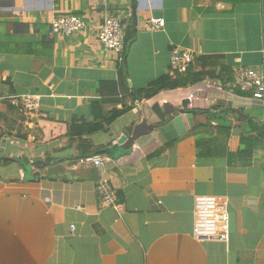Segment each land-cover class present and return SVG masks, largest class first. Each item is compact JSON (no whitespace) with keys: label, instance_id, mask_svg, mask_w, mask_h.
Listing matches in <instances>:
<instances>
[{"label":"crops","instance_id":"0c3cea01","mask_svg":"<svg viewBox=\"0 0 264 264\" xmlns=\"http://www.w3.org/2000/svg\"><path fill=\"white\" fill-rule=\"evenodd\" d=\"M59 15L86 31L53 35ZM108 15L125 32L136 23L124 65L97 40ZM150 18L165 26L150 31ZM177 47L216 58L207 70L259 68L264 0H0V264H264V107L206 81L144 101L120 87L121 65L130 92L143 90L170 72ZM193 92L216 110L185 107ZM25 95L41 98L31 117ZM95 104L130 111L71 136L74 120L95 122ZM101 182L119 207L101 205ZM211 195L228 200L227 243L193 236L195 198Z\"/></svg>","mask_w":264,"mask_h":264},{"label":"built area","instance_id":"2783aa9c","mask_svg":"<svg viewBox=\"0 0 264 264\" xmlns=\"http://www.w3.org/2000/svg\"><path fill=\"white\" fill-rule=\"evenodd\" d=\"M165 26V21L150 18L147 27L150 31H158ZM53 35L61 38L82 34L87 29L86 21L76 15H59L52 22ZM125 37L123 21L117 16H106L97 36V40L105 51L114 52L119 56V62H124ZM196 55L191 50L174 48L171 53L170 69L179 75H185L194 64ZM214 85V84H213ZM220 95L228 94L241 98L247 103L264 107V58L259 68L237 66L233 71V80L224 87L214 85ZM218 93V94H219ZM204 94L193 92L189 96L198 111H215V105ZM40 96L25 95L19 104L26 116L31 117L40 110ZM81 164L91 163L100 168L105 162L94 156H87L80 160ZM101 205L105 208L119 207L117 191L106 182L97 186ZM195 224L193 236L196 240H209L227 243L230 240V222L228 200L221 196H197L195 198ZM74 227L71 228V231Z\"/></svg>","mask_w":264,"mask_h":264},{"label":"trees","instance_id":"16d2710c","mask_svg":"<svg viewBox=\"0 0 264 264\" xmlns=\"http://www.w3.org/2000/svg\"><path fill=\"white\" fill-rule=\"evenodd\" d=\"M134 1V0H133ZM136 37V23L131 26L129 31L126 32L125 37V51H124V62L127 59V52L129 45L135 40ZM216 58H213V60ZM211 58L196 57L194 64L190 67L188 72L185 75H179L178 73L173 72L170 69V72L166 75H163L156 81L148 85L147 88L143 90H137L130 92L127 86V75L123 73L122 68L124 62L121 65V70H119V83L121 88L125 86L126 93L128 97L133 101L136 100H148L154 97L155 95L164 92L172 91L180 88H187L188 86H193L199 84L203 81L211 82L214 85L224 87L227 83L233 80V70L226 65L221 66L216 70H207V63L211 61ZM212 60V61H213ZM95 122L87 124L84 121L74 120L71 127V136L83 137L85 134L92 135L99 131H104L109 129L113 123H115L122 115L130 111V108L126 107L123 110H114L109 115H105L100 107L95 104L93 107ZM98 112H101L98 114ZM211 111H206L210 113ZM82 122V123H81ZM102 153V152H101ZM99 154V153H98ZM79 158L83 159L87 156H95L96 154H85L84 152L78 153Z\"/></svg>","mask_w":264,"mask_h":264},{"label":"water","instance_id":"95a60500","mask_svg":"<svg viewBox=\"0 0 264 264\" xmlns=\"http://www.w3.org/2000/svg\"><path fill=\"white\" fill-rule=\"evenodd\" d=\"M189 104H190V100H185V101L183 102V105H184L185 107L188 106ZM140 127H141V128H144V131H145V132H148L147 129H149V130H150V129H153V128H151V127H148L146 123L142 124V126H140ZM140 127L138 128L139 131L137 130V132H135V134H134L135 137H137V136L141 133ZM126 141H127V137H122V138L119 140L118 144H116V145L113 147V150L117 149L119 145H123Z\"/></svg>","mask_w":264,"mask_h":264},{"label":"rangeland","instance_id":"374dc122","mask_svg":"<svg viewBox=\"0 0 264 264\" xmlns=\"http://www.w3.org/2000/svg\"><path fill=\"white\" fill-rule=\"evenodd\" d=\"M23 167L26 169L28 168V170L26 172L27 175L31 174V164H27V165L24 164Z\"/></svg>","mask_w":264,"mask_h":264}]
</instances>
